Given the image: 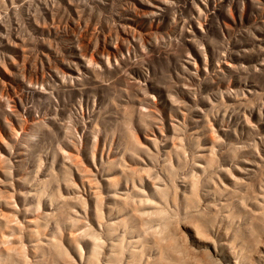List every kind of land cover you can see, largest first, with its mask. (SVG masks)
I'll return each instance as SVG.
<instances>
[{"label":"rangeland","instance_id":"rangeland-1","mask_svg":"<svg viewBox=\"0 0 264 264\" xmlns=\"http://www.w3.org/2000/svg\"><path fill=\"white\" fill-rule=\"evenodd\" d=\"M0 264H264V0H0Z\"/></svg>","mask_w":264,"mask_h":264}]
</instances>
